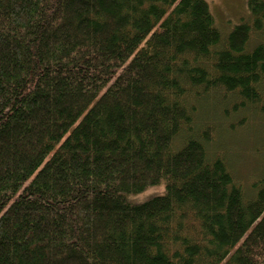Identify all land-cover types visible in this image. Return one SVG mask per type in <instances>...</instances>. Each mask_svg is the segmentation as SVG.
<instances>
[{"label":"trees","instance_id":"1","mask_svg":"<svg viewBox=\"0 0 264 264\" xmlns=\"http://www.w3.org/2000/svg\"><path fill=\"white\" fill-rule=\"evenodd\" d=\"M247 8L224 35L205 0H0V264H264V167L246 193L214 146L264 118Z\"/></svg>","mask_w":264,"mask_h":264},{"label":"rangeland","instance_id":"2","mask_svg":"<svg viewBox=\"0 0 264 264\" xmlns=\"http://www.w3.org/2000/svg\"><path fill=\"white\" fill-rule=\"evenodd\" d=\"M214 16L215 24L222 34H227L235 25L242 20L249 18L247 0H205ZM252 40V46L256 43ZM204 115V120H218L220 118L219 110L215 106L204 105L200 111ZM241 117V115H240ZM248 126L238 129L234 133H228L225 130L218 134L215 139L216 149H221L225 154L231 172L238 184L243 190L249 193L250 185L255 178L261 174L264 161L259 153L260 142L264 136V118L249 115ZM234 119L235 121L237 120ZM232 120V122H234ZM164 191L162 184L149 187L144 192L129 196V200L134 202H144L147 199L161 195Z\"/></svg>","mask_w":264,"mask_h":264}]
</instances>
